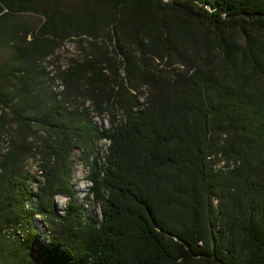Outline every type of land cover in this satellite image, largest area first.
Masks as SVG:
<instances>
[{
	"label": "trees",
	"instance_id": "1",
	"mask_svg": "<svg viewBox=\"0 0 264 264\" xmlns=\"http://www.w3.org/2000/svg\"><path fill=\"white\" fill-rule=\"evenodd\" d=\"M0 264H264V0H0Z\"/></svg>",
	"mask_w": 264,
	"mask_h": 264
},
{
	"label": "rangeland",
	"instance_id": "2",
	"mask_svg": "<svg viewBox=\"0 0 264 264\" xmlns=\"http://www.w3.org/2000/svg\"><path fill=\"white\" fill-rule=\"evenodd\" d=\"M68 4L80 6L83 3V0H66ZM24 21H26L30 26H35L38 24V17L34 14L23 15ZM81 54V50L78 47V44L75 42L69 41L65 42L61 50L57 51L56 54L49 61V69L51 72H56L58 69H63L67 66L70 60L78 58ZM59 81V80H58ZM109 115H105L103 120L99 118H94L93 122L98 127L105 128L109 127ZM99 153L98 158L103 161L104 154L106 153V141H101L98 146ZM78 153L74 154V176L72 178L71 184L75 190L76 197L78 202L82 205V211L84 216L89 220H98L100 219V207L97 206L93 200L87 197V191L90 186L89 182L86 180L87 169L83 164L78 160ZM26 170L32 177V180L38 178L36 164L34 162H28L26 165ZM67 200L63 197H57L55 199V205L58 212L62 213L65 210ZM39 228V232L42 238L47 239L44 229L42 228L41 223L38 221L36 223Z\"/></svg>",
	"mask_w": 264,
	"mask_h": 264
},
{
	"label": "built area",
	"instance_id": "3",
	"mask_svg": "<svg viewBox=\"0 0 264 264\" xmlns=\"http://www.w3.org/2000/svg\"><path fill=\"white\" fill-rule=\"evenodd\" d=\"M60 89H61V86H60Z\"/></svg>",
	"mask_w": 264,
	"mask_h": 264
},
{
	"label": "clouds",
	"instance_id": "4",
	"mask_svg": "<svg viewBox=\"0 0 264 264\" xmlns=\"http://www.w3.org/2000/svg\"><path fill=\"white\" fill-rule=\"evenodd\" d=\"M105 141V140H104Z\"/></svg>",
	"mask_w": 264,
	"mask_h": 264
}]
</instances>
